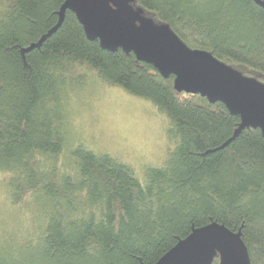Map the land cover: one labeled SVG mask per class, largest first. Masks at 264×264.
Here are the masks:
<instances>
[{"label":"trees","instance_id":"1","mask_svg":"<svg viewBox=\"0 0 264 264\" xmlns=\"http://www.w3.org/2000/svg\"><path fill=\"white\" fill-rule=\"evenodd\" d=\"M65 0H0V178L26 224L0 232V264H154L210 222L242 230L264 264V135L221 102L178 91L133 52L87 37ZM192 50L264 83V7L255 0H131ZM150 99L181 140L146 181L109 153L65 146L70 89L86 75ZM69 120V119H68ZM67 120V121H68ZM217 254L212 264H220Z\"/></svg>","mask_w":264,"mask_h":264},{"label":"water","instance_id":"2","mask_svg":"<svg viewBox=\"0 0 264 264\" xmlns=\"http://www.w3.org/2000/svg\"><path fill=\"white\" fill-rule=\"evenodd\" d=\"M131 0H65L57 23L38 42L39 47L62 24L66 10L73 11L87 37L98 39L110 51L133 52L138 60L152 64L165 78L174 75L178 91L200 94L210 102H223L240 125L224 145L246 127L259 128L264 135V83L216 60L205 50H192L179 41L167 25H159L129 10ZM264 7V0H255ZM129 17V18H128ZM219 254L220 264H252L242 230L210 222L192 231L170 248L154 264H212Z\"/></svg>","mask_w":264,"mask_h":264},{"label":"rangeland","instance_id":"3","mask_svg":"<svg viewBox=\"0 0 264 264\" xmlns=\"http://www.w3.org/2000/svg\"><path fill=\"white\" fill-rule=\"evenodd\" d=\"M129 2L125 15L134 11ZM70 92L68 115L62 127V155L71 156L78 146L109 153L145 182L146 169L165 165L181 140L169 116L153 101L130 94L121 86L110 85L91 74L75 82ZM4 186L0 178V232L26 224L30 213L28 206L11 205Z\"/></svg>","mask_w":264,"mask_h":264}]
</instances>
